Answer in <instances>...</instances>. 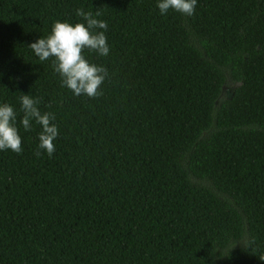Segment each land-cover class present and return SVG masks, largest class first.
Wrapping results in <instances>:
<instances>
[{
  "label": "trees",
  "instance_id": "obj_1",
  "mask_svg": "<svg viewBox=\"0 0 264 264\" xmlns=\"http://www.w3.org/2000/svg\"><path fill=\"white\" fill-rule=\"evenodd\" d=\"M158 2L0 0L23 141L0 150V264H264V0ZM78 8L108 24L109 54L84 53L108 72L96 98L28 47ZM23 94L55 116L51 156Z\"/></svg>",
  "mask_w": 264,
  "mask_h": 264
},
{
  "label": "clouds",
  "instance_id": "obj_2",
  "mask_svg": "<svg viewBox=\"0 0 264 264\" xmlns=\"http://www.w3.org/2000/svg\"><path fill=\"white\" fill-rule=\"evenodd\" d=\"M197 0H159L158 8L161 14L170 9L181 14H194ZM76 15L82 22L71 23L68 20H57L53 23L51 32L46 37H40L28 47L40 61L52 59L53 69L61 77L62 86L69 88L75 95H86L90 98L99 97L101 86L108 76L107 69L91 62L85 56V50L96 52L100 56L109 54L106 21L97 19L101 15L85 12L83 8L76 9ZM21 110L24 115L21 123L26 131L31 129V121L35 120L42 127L39 134V149L45 150L49 156L55 151L58 127L53 122L55 116L51 112L41 113L39 98L29 94L20 97ZM17 113L8 103L0 104V150L22 152V137L16 124ZM39 156L41 153H35Z\"/></svg>",
  "mask_w": 264,
  "mask_h": 264
},
{
  "label": "rangeland",
  "instance_id": "obj_3",
  "mask_svg": "<svg viewBox=\"0 0 264 264\" xmlns=\"http://www.w3.org/2000/svg\"><path fill=\"white\" fill-rule=\"evenodd\" d=\"M227 90H228L227 88H223L222 92L225 93V92H227Z\"/></svg>",
  "mask_w": 264,
  "mask_h": 264
}]
</instances>
